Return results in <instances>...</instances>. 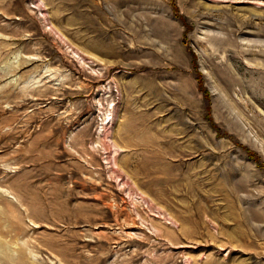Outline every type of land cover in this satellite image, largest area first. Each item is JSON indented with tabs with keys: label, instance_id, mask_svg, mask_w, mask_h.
Instances as JSON below:
<instances>
[{
	"label": "rangeland",
	"instance_id": "1",
	"mask_svg": "<svg viewBox=\"0 0 264 264\" xmlns=\"http://www.w3.org/2000/svg\"><path fill=\"white\" fill-rule=\"evenodd\" d=\"M0 264H264V0H0Z\"/></svg>",
	"mask_w": 264,
	"mask_h": 264
}]
</instances>
